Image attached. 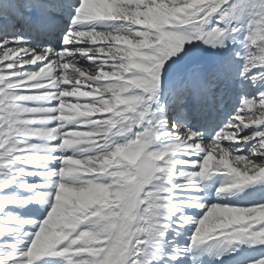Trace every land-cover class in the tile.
<instances>
[{"label": "snow or ice", "instance_id": "1", "mask_svg": "<svg viewBox=\"0 0 264 264\" xmlns=\"http://www.w3.org/2000/svg\"><path fill=\"white\" fill-rule=\"evenodd\" d=\"M257 185L264 0H0V264L264 247V200H226ZM31 203L46 218L14 211Z\"/></svg>", "mask_w": 264, "mask_h": 264}, {"label": "bare ground", "instance_id": "2", "mask_svg": "<svg viewBox=\"0 0 264 264\" xmlns=\"http://www.w3.org/2000/svg\"><path fill=\"white\" fill-rule=\"evenodd\" d=\"M74 12V10H71ZM67 15V13H65ZM220 50V49H219ZM219 50H216V52H219ZM220 53V52H219ZM221 54V53H220ZM236 94H231L230 98H233L231 100V104L229 107L231 108L234 106V98ZM236 99V98H235ZM229 103V101H228ZM228 107V108H229ZM229 111V110H228ZM36 180H39V177L35 178ZM224 179V177H213L211 180L206 181L205 183L208 185V188L206 189V200L209 205L215 204L220 202L216 195V187L219 186L220 182ZM257 188L264 189V185H257ZM255 192L254 189H247L244 192H239L238 197L236 195H229L226 197L227 201H233L237 202L241 205L248 206L249 204L253 203L254 201L264 200V196L260 192H255L254 195H249V193ZM204 195V193H202ZM14 211L18 212L20 215H26L32 218H39L41 214H45V206L41 205L40 203H31L28 204L26 207L16 208ZM204 213L200 209H196L194 212H189V215H197L198 218H202V215ZM196 227V225H186L179 235V237H183L185 242L188 243V237H190L193 234V230ZM171 235V233H170ZM184 242V243H185ZM209 248V253L207 256L201 255L199 253H193L190 254V264H225V260L231 261L229 264H248L249 261H253L256 259H259L261 256L264 255V248L263 247H256V248H250V247H244L239 246V250L241 252V259L232 261V253L227 252L221 260H217V255L224 251L223 248H219L217 245L213 244L211 246H206ZM213 257V261H212Z\"/></svg>", "mask_w": 264, "mask_h": 264}, {"label": "rangeland", "instance_id": "3", "mask_svg": "<svg viewBox=\"0 0 264 264\" xmlns=\"http://www.w3.org/2000/svg\"><path fill=\"white\" fill-rule=\"evenodd\" d=\"M71 10H74V9H70L69 11H71ZM70 19V17L68 16V15H66L65 14V20H69ZM215 52H216V50H214ZM219 52L221 53V54H227V50H225V49H220L219 50ZM235 101L233 102V104H234V106H232L231 108L229 107V105H232L231 103H230V101H229V103L227 102V105H226V107H225V109L223 110L224 111V119L226 120L227 119V116L228 115H230L232 112H234L235 111V108L236 107H238L239 106V97H238V95H236L235 96ZM229 107V108H228ZM229 110V111H228ZM236 197H238V194H236ZM22 217H25L24 215H21ZM28 217V216H27ZM172 235V234H171ZM170 235V236H171ZM177 241H178V243H180V244H187L185 241L186 240H184V238L183 237H177ZM185 242V243H184ZM244 247H247L248 248V246L247 245H243V248ZM264 248V247H263ZM264 256V255H263ZM186 259V261H189L190 263H191V260H190V257L188 256V257H186L185 258ZM213 261V260H212Z\"/></svg>", "mask_w": 264, "mask_h": 264}]
</instances>
